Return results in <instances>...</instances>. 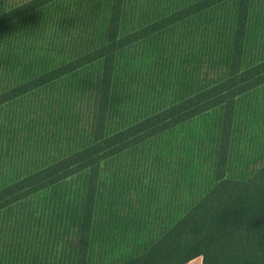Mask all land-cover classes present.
Returning <instances> with one entry per match:
<instances>
[{
    "label": "trees",
    "instance_id": "1",
    "mask_svg": "<svg viewBox=\"0 0 264 264\" xmlns=\"http://www.w3.org/2000/svg\"><path fill=\"white\" fill-rule=\"evenodd\" d=\"M58 1L30 0L1 13L0 26ZM255 7L70 6L63 58L34 65L0 94V106L33 98L48 129L72 127L64 140L49 132L62 146L0 187V264H264V48ZM160 62L168 82L152 73L146 86L170 99L133 113L125 85ZM14 236L23 239L16 257Z\"/></svg>",
    "mask_w": 264,
    "mask_h": 264
},
{
    "label": "rangeland",
    "instance_id": "2",
    "mask_svg": "<svg viewBox=\"0 0 264 264\" xmlns=\"http://www.w3.org/2000/svg\"><path fill=\"white\" fill-rule=\"evenodd\" d=\"M28 1L30 0H0V14ZM73 3H76V0H59L42 10L29 12L0 26V94L24 78L25 73L33 71L34 65L45 66L50 60H54V65L63 58L62 45L71 34L64 18ZM255 5L261 18L258 32L264 48V0H255ZM162 65L164 66L162 63L161 67H155L153 63L145 65L144 72H147V75H140L125 85L124 95L128 101L133 102V113L147 111L153 100L170 99L169 91L161 92V87H157L155 94L146 86V81L150 79L149 75L152 77V73L156 74L154 78L157 81L168 82V76L159 74L163 71ZM172 73H175L174 70ZM35 105L33 98L29 97L0 106V187L13 179L18 172H27L40 164L47 156L44 151H48L49 155V152L62 146L63 143L58 142L60 144L55 145L48 139L49 132L55 134V138L60 132L58 137L62 139L64 134L72 130V127L68 126L61 132L62 125L59 121L55 129H48L49 117L47 118L46 113H35ZM13 239L9 242V249L13 257H16L20 254L18 243L21 245L23 239L15 236ZM18 261H12L10 264H16Z\"/></svg>",
    "mask_w": 264,
    "mask_h": 264
},
{
    "label": "crops",
    "instance_id": "3",
    "mask_svg": "<svg viewBox=\"0 0 264 264\" xmlns=\"http://www.w3.org/2000/svg\"><path fill=\"white\" fill-rule=\"evenodd\" d=\"M186 264H202V259H201V257H197V258L187 262Z\"/></svg>",
    "mask_w": 264,
    "mask_h": 264
}]
</instances>
